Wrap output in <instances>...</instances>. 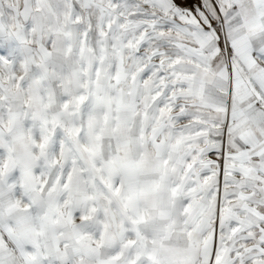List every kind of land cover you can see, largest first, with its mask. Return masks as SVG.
<instances>
[{
    "label": "snow or ice",
    "instance_id": "1",
    "mask_svg": "<svg viewBox=\"0 0 264 264\" xmlns=\"http://www.w3.org/2000/svg\"><path fill=\"white\" fill-rule=\"evenodd\" d=\"M0 264H264V0H0Z\"/></svg>",
    "mask_w": 264,
    "mask_h": 264
}]
</instances>
